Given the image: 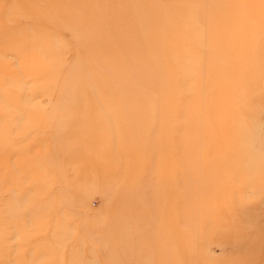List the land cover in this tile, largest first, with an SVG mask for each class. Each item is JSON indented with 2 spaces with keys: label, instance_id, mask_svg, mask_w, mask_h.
Returning a JSON list of instances; mask_svg holds the SVG:
<instances>
[{
  "label": "rangeland",
  "instance_id": "374dc122",
  "mask_svg": "<svg viewBox=\"0 0 264 264\" xmlns=\"http://www.w3.org/2000/svg\"><path fill=\"white\" fill-rule=\"evenodd\" d=\"M0 264H264V0H0Z\"/></svg>",
  "mask_w": 264,
  "mask_h": 264
}]
</instances>
